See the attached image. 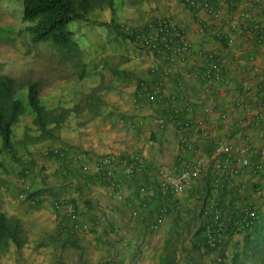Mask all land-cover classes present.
Masks as SVG:
<instances>
[{
    "label": "built area",
    "instance_id": "built-area-1",
    "mask_svg": "<svg viewBox=\"0 0 264 264\" xmlns=\"http://www.w3.org/2000/svg\"><path fill=\"white\" fill-rule=\"evenodd\" d=\"M185 2L196 23L199 41L192 39L186 26L170 15L155 19L143 29L125 31L151 58L148 77L139 80L135 88L134 112L137 115L146 107L165 104L154 113L153 120L159 130L174 126L179 132L178 163L154 167L159 193L171 197L184 194L208 176L212 188L220 191L233 177L246 171H264V147L255 146L248 138L240 142L234 140L241 129L264 124V99L258 106L252 103L257 91H263L264 87V68L256 54L249 53L245 58L262 88L246 79L241 88V98L230 103L225 100L230 85L226 63L242 60L248 53L244 50L246 48L256 47L264 51V0ZM241 41H246L244 49H239ZM186 67V70L180 69ZM173 75L176 90L166 94L164 81ZM183 75L202 83L205 94L215 101L204 107L197 119L187 118L183 113L185 108L181 105L187 101ZM141 117L133 119V127L140 126ZM202 140L209 141L208 148L202 145ZM51 152L60 160L71 158L78 163L84 178L110 186V195L116 201L124 200L119 178L122 172L133 177L145 167V157L138 152L94 156L85 150L74 151L63 144L54 146ZM253 158L258 160L253 161ZM24 174L25 178L30 171L26 169ZM24 178L22 182H26ZM149 190L148 186L141 185L138 193L144 197ZM256 196L264 200V189H257ZM53 206L56 210L72 208L71 201L66 198L55 200ZM236 209L234 216L229 217L217 208L214 196L206 197L201 215L208 248H223L231 234L238 235L250 227L260 212L250 207ZM167 214V207H161L150 224V230L158 231ZM132 215L138 216V210H134ZM71 217L75 230L90 231L92 228L89 223L77 221L74 209ZM114 233H119L117 227Z\"/></svg>",
    "mask_w": 264,
    "mask_h": 264
},
{
    "label": "rangeland",
    "instance_id": "rangeland-1",
    "mask_svg": "<svg viewBox=\"0 0 264 264\" xmlns=\"http://www.w3.org/2000/svg\"><path fill=\"white\" fill-rule=\"evenodd\" d=\"M91 3L93 7L85 20H76L73 23L74 37L82 48L83 55L80 59H70L49 42L31 41L30 33L25 30L27 24L22 22V0H0V78L11 79L13 97L23 98L27 85L38 82L41 98L46 101L48 109L55 113L61 112L62 107H72L80 101L83 93H89L92 89L98 90L101 98L99 115L90 120L89 108L82 113L71 114L62 126L53 128L54 133L50 140L36 144L25 145L21 142L28 135L37 134L34 116L26 110L13 125L15 154L0 152V175H5L6 178L0 183V191L9 195L11 190L6 186L9 183L7 179L19 177L18 183L22 186L20 194L26 196L23 199L27 201L32 192L36 194L34 197L45 196L43 200L48 201L46 208L33 209L32 214L36 210L38 213L44 211L42 215L49 219L54 216L52 204L55 200L66 198L84 205L88 200L86 191L69 187L67 181L60 187V191L51 194L46 193L44 188L36 190L33 187V177L42 179L45 176L43 179L46 180V185L57 183L52 170L55 169L58 159L51 149L60 144L81 149L75 144V140L88 138L92 141L100 137L99 132L121 133L125 129L131 134L138 128L132 126V119L140 117L133 110V95L138 81L148 73L151 58L133 40L124 37L122 32L143 29L155 19L167 15L183 22L182 17L188 11L185 0H113L112 4L110 0H91ZM82 63H86L84 69ZM175 129L170 126L161 130L156 138L163 139L162 143H165L169 158L166 160L167 166L173 165L176 155ZM85 151L90 153L89 150ZM94 153L98 156L97 152ZM26 169L30 174L24 178ZM22 178L24 181L28 180L25 187ZM205 187L211 188L204 184L202 189L198 186L194 187L193 192L188 191L184 212L192 218L190 222L186 221L183 234H175L168 243L177 249V264L219 262V251L206 252L202 241L203 233H198L204 222L201 215L204 201L207 196H211V192L206 193ZM30 224V220L23 223L28 244L20 250L10 245L0 255V264H42L43 260L38 257L48 251V247L44 245L46 242L35 240L37 231ZM192 232L194 234L190 237ZM228 243L223 247L227 255L230 254ZM193 246H196L195 249ZM191 250L194 253L189 254Z\"/></svg>",
    "mask_w": 264,
    "mask_h": 264
},
{
    "label": "crops",
    "instance_id": "crops-1",
    "mask_svg": "<svg viewBox=\"0 0 264 264\" xmlns=\"http://www.w3.org/2000/svg\"><path fill=\"white\" fill-rule=\"evenodd\" d=\"M182 18V23L186 26L189 36L199 41L196 32L197 26L190 11L188 10ZM245 46L246 41H241L239 49H244ZM244 50H247L248 53L244 54L242 60L226 63L230 85L225 100L229 103L231 101L236 102L241 98V88L246 79L254 82L256 86L260 84L257 81L258 79L253 77L250 65L245 57L249 53L256 54L259 64L264 68V51L256 47ZM180 69L186 70L188 67ZM174 76L164 81L166 94L173 93L176 90ZM147 77L148 73L145 75V78ZM183 79L184 92L187 97L186 103L181 105L185 108L183 113L187 118L197 119L202 115L203 108L212 105L215 101L205 94L202 83L185 75H183ZM260 85L258 87L262 88L263 85ZM257 93L252 101L253 106H258L260 101L264 99V87L263 91L258 90ZM164 105H153V107L149 106L139 111L137 114L143 117H141L140 126L134 131L135 133L129 134L126 129L121 133L99 132L100 137L92 141L88 138L74 141L81 148L72 147L74 151L89 150L90 154L94 156V152H97L96 155L98 156L112 152L122 155L138 152L144 155L145 167L141 172L133 177L125 172H122L119 176L122 182L123 201H116L111 197L110 186L107 184L84 178L79 172L78 163L73 162L71 158L66 160L57 158L58 163L55 169L52 170L54 180L57 182L56 185H46V180L43 179L45 176H42V179L33 177L31 180V184L36 190L44 188V191H47L48 194L60 191V187L66 184L65 181L73 189L78 188L86 191L88 198L86 205L79 204V201H72L71 209L69 207L56 210L52 204L54 208L52 219L42 215L44 211L40 213L37 211L47 207L46 203L48 201L43 200L45 196H36L35 199L26 201V199H23L26 196L20 194L22 186L18 183L19 177L17 179L12 177L7 179L9 183H6V186L11 190L9 194L11 196L0 191V199H2L0 209L6 211L9 215L19 217L22 223H27V220L31 221V228L37 231V236L34 237L35 240L46 242L44 245L46 244V247H48V251L38 257L43 260L42 264L162 263L165 247L175 234H180V236L181 233L183 234L186 221L190 222L192 218L191 215L184 212L188 191H192L194 187L198 186L202 189L204 184L211 187L212 183L208 176L204 180L195 183L192 186L193 188L191 187L184 194L171 197L159 193L154 167L167 166L166 160L169 158L167 157L165 143H162L163 139H156L162 131L156 126L153 115L156 110L160 111ZM175 131L177 132V146L175 147L176 155L173 159V165L178 163L180 159L179 132L177 129ZM147 137L149 138L148 141ZM245 138H248L255 146L264 147V124L261 127L252 125L241 129L235 135L234 140L240 142ZM202 142V145L208 148L209 141L202 140ZM257 160V158H253V161ZM5 179V175H0V183ZM27 183L28 180L23 186L25 187ZM141 185L148 186L150 189L144 197L138 193V188ZM263 187L264 171L261 173L246 171L233 177L223 190L216 191L212 189L211 195L215 197L217 208L232 217L237 212V207H250L258 211L264 210V200H259L256 196L257 189ZM5 190H7L6 187ZM208 190L207 188L206 193H209ZM259 202L260 204H258ZM163 206L168 209L166 220L158 231H151L150 224L158 210ZM33 209H37L36 214H32L31 210ZM72 209L75 210L79 223L92 225L90 231L75 230L73 228ZM134 210H138V216L132 215ZM116 227L119 229V233H114ZM193 234L192 232L189 236L192 237ZM237 239H239V236L235 235L231 244Z\"/></svg>",
    "mask_w": 264,
    "mask_h": 264
},
{
    "label": "trees",
    "instance_id": "trees-1",
    "mask_svg": "<svg viewBox=\"0 0 264 264\" xmlns=\"http://www.w3.org/2000/svg\"><path fill=\"white\" fill-rule=\"evenodd\" d=\"M23 15L22 22L26 23L25 28L31 35L33 43L49 42L58 47L68 58L79 59L83 50L75 39L73 23L76 20H85L86 15L92 9L91 0H22ZM113 0H110L112 4ZM22 32V31H21ZM122 32V31H121ZM123 36L133 40L130 35L123 33ZM83 64V69L86 63ZM84 73L82 71L81 77ZM46 101L40 96L38 82H31L27 85L23 98L13 97L11 79L0 78V139L2 146L0 152L6 151L15 154L13 125L18 121L20 115L26 110L34 116L37 126V134L28 135L22 140L25 145L36 144L50 140L53 137V128H59L65 122L67 116L82 113L89 108L90 120L101 113V98L98 90L92 89L89 93H83L80 101L72 107H62V111L55 113L48 109ZM14 157V156H13ZM25 171V170H24ZM209 184V183H208ZM212 186L208 192H212ZM29 199H35L34 193L30 192ZM204 232V224H201L198 233ZM235 236V235H234ZM231 234L228 240L230 254L226 249H210L206 246L204 236L203 244L206 252L219 251L218 264H264V210L258 212L257 218L250 227L241 231L239 239L234 240ZM21 219L15 215H9L0 209V255L10 245L17 250L28 244ZM196 246H193V248ZM195 249V248H194ZM193 250V249H192ZM189 251V254L194 251ZM177 249L169 244L165 247L161 264H177Z\"/></svg>",
    "mask_w": 264,
    "mask_h": 264
}]
</instances>
